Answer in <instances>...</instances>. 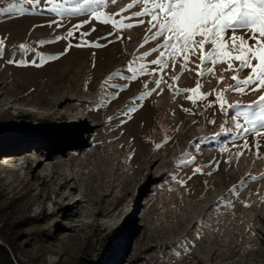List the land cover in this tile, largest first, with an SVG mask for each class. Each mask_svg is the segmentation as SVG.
Returning <instances> with one entry per match:
<instances>
[{
  "label": "rangeland",
  "instance_id": "rangeland-1",
  "mask_svg": "<svg viewBox=\"0 0 264 264\" xmlns=\"http://www.w3.org/2000/svg\"><path fill=\"white\" fill-rule=\"evenodd\" d=\"M129 3L118 0L106 10L118 13ZM39 9L22 16L0 13L5 44L0 247L6 256L1 264H264V178H259L264 177V134L247 135V147L244 139L233 144L231 134L210 139L232 122L233 110L225 115L218 103L208 107L215 95H197L193 103L187 98L191 92L175 91L195 88L197 82L204 93L227 88L234 83V73L224 71L227 64H216L205 79L198 75L196 56L188 71L176 61L165 70L166 83L150 97L133 102L145 91L144 80L152 88L158 76L128 81L126 90L109 100L115 90L105 88L104 80L154 46L141 47L150 35L147 24L108 43L101 37L113 29L97 21L77 29L76 38L41 45L38 41L54 40L88 17L60 20L43 2ZM53 20L62 26L49 27ZM93 26L90 36L81 35ZM85 41L107 46H73L58 59L38 61L39 66L7 63L20 44L56 56L69 43ZM177 76L178 81L170 78ZM262 92H228L226 100L247 105ZM130 104L142 106L130 117L117 115ZM190 151L195 162L178 167L174 162ZM250 175L258 179H247ZM242 181L245 186L230 194ZM225 197L223 205L213 207Z\"/></svg>",
  "mask_w": 264,
  "mask_h": 264
},
{
  "label": "snow or ice",
  "instance_id": "snow-or-ice-1",
  "mask_svg": "<svg viewBox=\"0 0 264 264\" xmlns=\"http://www.w3.org/2000/svg\"><path fill=\"white\" fill-rule=\"evenodd\" d=\"M42 2L47 11L55 14L60 20L81 16L88 17V19L73 26V29L63 35L55 36L54 40L38 41L41 45L76 38L77 29L84 27L85 24L92 25L97 21L102 27L113 29L101 37L108 43L121 41L123 36L120 33L125 30L147 24L146 32L150 35L141 47L144 48L145 45L150 44L154 46L146 48L135 59L111 72L104 80L103 86L115 91L106 97L107 99H113L121 91L126 90L128 81H138L141 77L158 76L159 78L155 79L152 88H149V82L144 80L142 87L145 91L135 97L133 102L148 98L153 92L160 89L161 84L166 83L163 77L169 64H173L174 67L173 62H182L183 70L188 71L190 70L188 65L194 63L192 57L196 56L201 62L196 66V69L202 78L206 79L208 75L213 74L215 65L218 63L227 64L224 71L234 73L231 77L234 83L221 91L213 90V92L204 93L202 92L204 85L201 82H197L195 88L192 89H175L177 93L191 92L193 95L187 98L193 103H196L197 95L200 99H207L208 96L215 95L216 100L210 102L208 107L218 103L220 111L225 115H227L228 109L233 110V116L229 117L232 122L228 126L222 125L221 133L210 139L216 140L224 134H231L233 144L237 139H244L242 147H247V135L260 137L264 134V92L258 96L257 100L247 105L228 104L226 100L228 92L247 95L264 89V0H131V3L118 13L106 10L110 5L116 4L118 0H60V2H56V0H5V4L0 6V13L9 16L36 13L40 10L39 6ZM134 8H140V10L131 11L130 15H124L122 19L118 18ZM53 24L57 27L62 26L58 20H53L49 27ZM95 31L96 28L93 26L88 32L81 35L90 36ZM73 46L101 47L107 45L99 43L89 45L87 41L76 45L69 43L68 47L58 55L46 56L28 44H20L13 49V57L9 58L7 63L39 66L38 61L43 63L58 59L60 56L66 55ZM206 48L207 51H205ZM30 54L36 56L37 59L29 61L27 57ZM4 55L5 44L4 40L0 39V59ZM15 56L20 58L16 59ZM234 62L238 63L234 64ZM207 65H211V67H207ZM245 70H248V74L243 76ZM170 78L178 81L180 77ZM114 81H123L124 83L118 84ZM222 81L223 77L220 78V82ZM169 90H173L172 85H169ZM141 106L130 104L117 115L130 117ZM108 119L111 121L113 117H108ZM124 122L126 121H122V123ZM210 123L214 124L215 120ZM233 128L237 130L235 133L231 132ZM160 147L162 145L158 144L157 148ZM194 147L198 150L197 143H194ZM254 147L258 152L260 147L258 139L255 140ZM225 148L226 145L221 146L222 150ZM194 162L195 156L190 151L174 163L182 168L190 166ZM194 171L199 173L201 169L196 168ZM173 178L175 179V177ZM247 179L256 180L258 177L250 175ZM178 183L184 184L185 182L178 181ZM246 183L247 181H242L240 185L232 189L230 194H237L239 188L245 186ZM225 199L226 197L222 198L213 207L223 205ZM211 210L209 209V211ZM197 226L199 227V224ZM186 242L185 239L177 243L179 246H183ZM176 255L179 256V253Z\"/></svg>",
  "mask_w": 264,
  "mask_h": 264
},
{
  "label": "trees",
  "instance_id": "trees-1",
  "mask_svg": "<svg viewBox=\"0 0 264 264\" xmlns=\"http://www.w3.org/2000/svg\"><path fill=\"white\" fill-rule=\"evenodd\" d=\"M5 156H6V153H3L2 158L5 157ZM5 258H6L5 252H3L2 248L0 247V260L1 259H5ZM0 264H1V262H0ZM8 264H10V263H8Z\"/></svg>",
  "mask_w": 264,
  "mask_h": 264
}]
</instances>
